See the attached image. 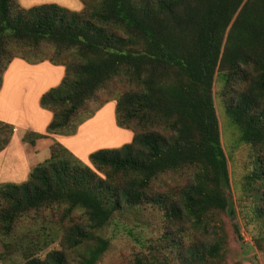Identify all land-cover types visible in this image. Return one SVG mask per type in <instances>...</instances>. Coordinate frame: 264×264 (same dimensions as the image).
<instances>
[{
	"label": "trees",
	"instance_id": "1",
	"mask_svg": "<svg viewBox=\"0 0 264 264\" xmlns=\"http://www.w3.org/2000/svg\"><path fill=\"white\" fill-rule=\"evenodd\" d=\"M78 1L79 12L56 4L24 9L18 0H0V89L14 59L65 69L59 85L39 99L40 108L52 114L46 135L21 137L34 146L52 135L76 134L105 103L77 119L83 108L111 82L123 81L133 89L115 99V125L132 139L94 151L90 166L54 142L49 158L25 182L0 184V259L18 253L22 264H98L110 247L98 233L115 214L149 205L177 226L176 240L171 231L164 233L163 246L148 249L133 264L158 263L159 251L177 253L183 264H225L222 217L232 204L213 97L217 75L225 112L253 153L232 218L250 229L252 245L262 251L264 0ZM164 177L185 183L166 189ZM161 185L166 191L157 190ZM77 211L80 222L64 229ZM24 219L46 225L17 235ZM184 231L192 240L188 245ZM57 235L62 249L48 250ZM239 237L243 240L241 232ZM66 250L78 253L74 263Z\"/></svg>",
	"mask_w": 264,
	"mask_h": 264
},
{
	"label": "rangeland",
	"instance_id": "2",
	"mask_svg": "<svg viewBox=\"0 0 264 264\" xmlns=\"http://www.w3.org/2000/svg\"><path fill=\"white\" fill-rule=\"evenodd\" d=\"M8 49L10 50V55H15L10 47H8ZM41 55L50 59L52 57V52L43 51ZM235 88L238 89V86ZM129 89H133V87H128L123 81L117 80L111 82L105 90L99 91L95 99L83 108V111L77 119L87 116L91 111L96 110L105 103L92 118L80 125V128L78 127L76 134L72 136H59V139H54L52 142H41L37 148L38 151L46 148L49 150V147L56 142L62 145L82 164L90 166L88 157L94 151L119 148L131 142L132 134L127 130L117 128L114 117L115 99ZM222 91L223 81L220 75H217L213 87V97L219 121L222 147L229 160L230 192L228 196L232 204V210L229 214H223L222 217L225 222L228 242L226 244L227 254L225 264H264V249L262 251L256 250L254 245H252L253 240L250 229L243 227L239 217L232 218L233 210L236 214L238 212L237 200L241 194L242 178L252 169L251 163L253 153L251 149L241 141V132L239 128L225 112L223 97L221 96ZM12 133V129L0 125V146L6 145ZM66 139H68V141H66ZM41 154L42 155L38 158L40 161L42 159H48L49 153H47V151ZM161 181L166 183V189L183 186L185 183L184 180H172L167 177L162 178L160 182ZM157 190L159 192L166 191L163 185ZM80 217L81 213L78 211L75 212L72 221L63 223L64 229L72 225V223H79ZM56 220L57 219H54V222L57 223ZM38 225L40 227L46 224L43 223L41 219L37 222H34L32 219H24L19 223L16 234L21 235L26 233L28 229H37ZM187 225L188 224L185 223L186 227ZM233 225L239 228V235L241 232L242 236H245L248 241L245 242L239 235L234 234ZM176 230L177 226L168 224L164 221L163 214L149 205H143L139 207V209L123 210L115 214L108 225L98 233L101 237L110 242L109 249L98 264H133L135 258L147 254L148 249L161 248L164 244L161 239L164 233L171 231L173 237L176 234ZM188 234V231L182 233L183 242L187 241L185 245H188L192 241L189 240V237L186 238ZM57 236L58 239L52 243L48 250L62 249L59 244L60 235ZM3 252L2 242L0 240V255ZM79 252L82 254L83 249L80 248ZM44 253L45 252L40 253L38 256L43 258ZM65 253L68 261L74 263L78 253L71 250H66ZM177 255V253L171 254L169 251H159L157 254L158 263L155 259L153 260V264H183ZM147 259H150V256ZM22 262L23 260L18 253L0 259V264H22Z\"/></svg>",
	"mask_w": 264,
	"mask_h": 264
},
{
	"label": "crops",
	"instance_id": "3",
	"mask_svg": "<svg viewBox=\"0 0 264 264\" xmlns=\"http://www.w3.org/2000/svg\"><path fill=\"white\" fill-rule=\"evenodd\" d=\"M18 3L24 9L44 4H56L75 12L83 9L78 0H18ZM64 74L63 67L48 62L31 65L14 59L8 65L0 89V124L8 126L13 133L0 150V184L26 181L31 169L46 160L38 159L41 153H49L47 148L38 151L40 143L59 139L58 135L49 136L48 139L37 140L34 146L21 141L26 132L46 135L52 114L40 108L39 99L45 92L58 86Z\"/></svg>",
	"mask_w": 264,
	"mask_h": 264
},
{
	"label": "built area",
	"instance_id": "4",
	"mask_svg": "<svg viewBox=\"0 0 264 264\" xmlns=\"http://www.w3.org/2000/svg\"><path fill=\"white\" fill-rule=\"evenodd\" d=\"M243 237V241H248V239L245 237V236H242Z\"/></svg>",
	"mask_w": 264,
	"mask_h": 264
}]
</instances>
